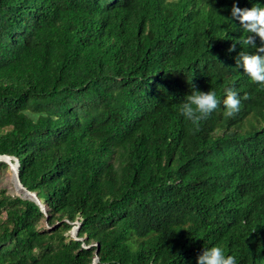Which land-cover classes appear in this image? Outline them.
<instances>
[{"label": "trees", "instance_id": "16d2710c", "mask_svg": "<svg viewBox=\"0 0 264 264\" xmlns=\"http://www.w3.org/2000/svg\"><path fill=\"white\" fill-rule=\"evenodd\" d=\"M234 3L264 7L0 0V155L46 208L0 187V264H93L98 244V264H197L213 246L264 264V87L236 67L256 49ZM194 89L220 101L198 130L181 114Z\"/></svg>", "mask_w": 264, "mask_h": 264}, {"label": "clouds", "instance_id": "9594fccd", "mask_svg": "<svg viewBox=\"0 0 264 264\" xmlns=\"http://www.w3.org/2000/svg\"><path fill=\"white\" fill-rule=\"evenodd\" d=\"M233 21L238 22L242 29L249 35L241 42L245 46L255 48L253 54L241 51L236 58V67L250 77V79L264 87V7L253 5L251 8H240L236 3L231 9ZM259 38L260 45L256 43ZM237 43H232L229 52L235 51ZM244 100L249 99L245 94ZM224 116L234 118L241 110V98L238 92L232 88L226 90V98L223 100ZM220 106L215 91L193 90L187 95L181 104V114L186 121L190 122L198 130L202 121L207 119L213 111ZM14 158V157H13ZM19 160L12 159V162ZM19 169H15V174H19ZM79 221L74 223L78 225ZM74 227V226H73ZM197 264H236V258L233 255H225L224 249L219 246L205 248L197 257Z\"/></svg>", "mask_w": 264, "mask_h": 264}, {"label": "rangeland", "instance_id": "374dc122", "mask_svg": "<svg viewBox=\"0 0 264 264\" xmlns=\"http://www.w3.org/2000/svg\"><path fill=\"white\" fill-rule=\"evenodd\" d=\"M0 161H5L3 159L0 158ZM6 162V161H5ZM8 163V162H7ZM9 164V163H8ZM10 167L5 168L1 173H0V187L1 186H5L9 189L10 192H12L13 194H17L20 195L24 198H30L27 193H26V189H24L23 187L21 188V190H19V188L21 186H19L15 180V169H16V162H12L9 164ZM19 187V188H18ZM31 199V198H30ZM77 221H79V223L81 222L80 219L78 218L76 221L73 222V226L74 223H76ZM70 233L72 234V232L70 231ZM77 235V234H76Z\"/></svg>", "mask_w": 264, "mask_h": 264}, {"label": "water", "instance_id": "95a60500", "mask_svg": "<svg viewBox=\"0 0 264 264\" xmlns=\"http://www.w3.org/2000/svg\"><path fill=\"white\" fill-rule=\"evenodd\" d=\"M0 157H2L1 159L5 160L6 162H8L9 164L12 163V159H16L15 157L13 158L12 156H9V155H0ZM15 180L16 182L18 183L19 186H22L24 189H26V193L27 195L33 199L35 202H37L40 206H41V209L42 211L46 212V208H45V205L41 202V200L38 198L36 192H32V191H29L27 188H25L23 186V184L21 183L20 179H19V175L16 173L15 174ZM79 225H74V227L71 229V232H72V236H74L75 238H77V231H78V228H79ZM99 249H100V245L98 244L97 245V250H96V256L94 258V261H93V264H98V261H99V257H98V252H99Z\"/></svg>", "mask_w": 264, "mask_h": 264}, {"label": "built area", "instance_id": "2783aa9c", "mask_svg": "<svg viewBox=\"0 0 264 264\" xmlns=\"http://www.w3.org/2000/svg\"><path fill=\"white\" fill-rule=\"evenodd\" d=\"M16 169H17V171L19 169V163H18V161H16Z\"/></svg>", "mask_w": 264, "mask_h": 264}, {"label": "bare ground", "instance_id": "6f19581e", "mask_svg": "<svg viewBox=\"0 0 264 264\" xmlns=\"http://www.w3.org/2000/svg\"><path fill=\"white\" fill-rule=\"evenodd\" d=\"M0 158H2V157H0ZM18 184V183H17ZM19 188V187H18ZM21 188H22V186L19 188V190H21Z\"/></svg>", "mask_w": 264, "mask_h": 264}]
</instances>
